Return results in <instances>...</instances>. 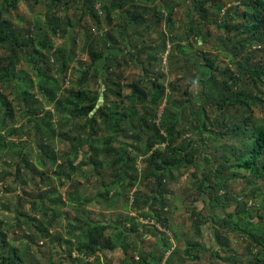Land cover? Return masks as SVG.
<instances>
[{
  "label": "trees",
  "instance_id": "1",
  "mask_svg": "<svg viewBox=\"0 0 264 264\" xmlns=\"http://www.w3.org/2000/svg\"><path fill=\"white\" fill-rule=\"evenodd\" d=\"M18 1L0 0V47L4 50L0 54V129L5 128L6 120L13 121L16 114L25 119L18 127L11 126L10 130L32 136L41 163L45 165V160L54 163L56 176L69 178L76 171L82 172L84 165L90 169L84 172L85 177L98 174L105 162L111 173L108 178L112 179L96 193L103 199L115 194L117 199L121 196L120 192L115 193L116 185L124 189L135 187L138 181L149 184V195L145 198H141L137 188L131 193V207L136 215L130 216L131 223L128 227L123 224L117 234L120 243L111 244L106 237L105 231L111 227L110 223L75 215L73 220L78 224L74 227L81 232L73 235V241H66L69 264H112L111 253L117 249L122 252L123 264H171L170 253L165 256L172 246L170 238L155 224L167 226V219L159 212H164L166 206L161 197L168 192L170 181L174 179L172 172L189 167L193 168L192 176L197 180L194 191L197 197L190 200L188 209L194 235L201 239L210 222L208 229L220 249L214 248L210 255L228 260L230 264H241V261L235 262L232 248L228 247L227 234L237 232L241 221L246 225L255 223L243 219L245 216L256 215L263 219L264 210L252 213L240 198L241 194L229 190L227 181L243 178L246 174L252 178L246 181L247 185L254 186L258 182L264 187V117L254 111V108L264 109V0H230L234 2L232 5H226L229 0H190L186 13L188 23L180 34L183 42L171 40L169 25L174 12L173 2H167L163 10L157 8L161 3L157 5L155 0H44L43 36L48 27L53 36L69 35L67 26L74 28L67 18L55 15L54 8L62 5L79 9L81 18L88 17L95 25L96 30L91 32L81 22L76 24L82 36L79 50L84 53V59H75V38L71 46H53L47 37L36 40L31 36V28H38L37 24L23 30L7 18L4 14L7 7L15 9ZM239 7H243L240 12ZM101 14L109 25L117 23L125 45H120L110 31L100 33ZM234 17L240 20L231 21ZM161 20L165 26L157 29V22ZM209 23L221 30L215 37V47L223 48L221 54L228 64L219 65L218 54L212 55L209 50L199 48L198 41L204 44L208 40L205 27ZM149 29L157 30L159 42L146 48L139 30L147 32ZM134 35L140 39L137 52L146 54L144 59L137 58L142 73L123 83L122 65L126 56L136 61L132 49L137 48L126 45ZM166 44L169 45L165 59L168 69L180 76H188L187 84L180 85L177 79L165 83L159 52L166 50ZM257 54L263 57L255 60ZM74 60L76 67L70 66ZM177 60H181L179 66ZM23 64L29 67V71L22 67ZM196 79H199L200 90L195 97L188 84ZM100 92L103 102L95 108ZM213 106L218 111L214 117L208 111ZM100 134L106 137L98 146L92 137ZM6 135L0 133V184L3 183L0 192L11 190L5 181L11 176L18 181L24 175L20 181L24 185L32 183L35 175L41 178V182L48 180L23 149L15 152L20 162H14V166L6 159L16 144ZM118 136L132 142L125 143ZM56 140L68 142L69 149L59 152L54 145ZM212 141L223 148L221 155L209 149L207 144ZM227 141L230 148H224ZM84 142L89 144L87 151H82ZM136 142L143 143L142 150L134 146ZM129 148L138 151L131 154ZM99 154L103 159H98ZM140 154H146V158L138 176L135 159ZM73 184L75 187L68 193V199L79 204L91 200L89 197L81 200L79 182ZM54 192L47 188L35 196L40 200V214L45 221L57 214L42 205V201ZM255 194L258 193L254 190L250 192V196ZM202 195L210 208L209 216L194 204ZM25 196L26 193L17 197ZM53 198L51 203L64 205L59 194ZM27 201L35 205L34 199L28 198ZM155 203H159L160 211L144 207V204L152 206ZM228 204L234 206L231 212L217 213V209L223 210ZM74 208L78 211V206ZM22 215L31 227L29 224L33 219ZM137 216L154 221L144 227L150 226L146 229L152 235H162L156 243L159 245L157 250L156 247L146 250L152 248L154 242H140L139 246L123 243L128 236L134 237L133 240L139 237L134 222ZM33 227L48 235L43 221ZM241 233L249 240L248 251L252 248L256 251L247 264H264V234L246 230ZM194 247L210 251L202 240L188 242L185 252L189 257H192L190 251ZM221 251L227 256L222 257ZM24 254L25 251L18 252L9 245L0 221V264H32L26 261Z\"/></svg>",
  "mask_w": 264,
  "mask_h": 264
},
{
  "label": "rangeland",
  "instance_id": "2",
  "mask_svg": "<svg viewBox=\"0 0 264 264\" xmlns=\"http://www.w3.org/2000/svg\"><path fill=\"white\" fill-rule=\"evenodd\" d=\"M167 2H173L174 9L173 14L171 17V22L169 27L172 31L171 40L173 41H184L180 39L186 24L188 23V16H187V9L190 5V0H155V3H161L157 8L165 10L164 6L167 5ZM234 2L228 1L226 5H232ZM158 5V4H157ZM243 10V7H239V12ZM44 12H45V1L44 0H19L16 2V8L12 9L7 7V11H5V16L14 24L20 25L21 28L28 29L31 25L37 24L38 28L32 27L31 36H34L36 40H39L41 37H47L49 42L53 44V46H57L60 44H67L71 46V42L75 38V48H73V53L75 59H84L85 55L83 52L79 50L81 45L82 36L80 35V30L76 25L78 22L88 30L92 32V30H96L95 25L92 24L88 17L81 18L80 10L76 9L72 6L65 7H56L54 8L55 15L60 16L63 19H68L74 25V28L67 26V31L69 35L66 33L64 36L55 34L54 36L49 33L50 29L47 28V32L45 36L43 33L41 34L42 29L44 28ZM101 23H100V33L110 31L113 37H116L117 41L120 45H125V41H123L120 37L119 29L117 28V23H112L109 25L105 20L103 14H101ZM240 20L238 17H234L231 21ZM119 24V23H118ZM165 26L164 21L157 22V29L163 28ZM205 29L208 31L209 36L208 40L202 44L201 41L199 42L200 49L202 50H209L210 54H218L217 55V62L219 65L228 64V60L221 54V50L223 48L215 47L216 44V35L220 33L221 30L216 28L212 23L206 25ZM98 30V29H97ZM139 34L143 36L145 47L148 48L149 45H157L159 42L158 39V32L157 30L149 29L147 32L144 30H139ZM181 34V35H180ZM233 32H230L232 35ZM191 41L194 38L190 39ZM140 39L134 35L129 41H126V45L128 44L129 47L133 48L132 52L135 54L136 61L131 60L129 57L126 56L125 63L122 65L123 71V78L122 82L125 83L126 81L136 78L139 76L142 71L140 69L139 59L145 58V53H139L137 50L138 43ZM169 45L166 44V50L159 52L161 55L159 58L161 59V70L164 73V81L168 83L170 81H176L180 85L187 84L188 76L183 77L180 76L179 73L173 72L168 69L166 65V54L168 52ZM172 49V48H171ZM256 49H260V47H256ZM4 53L3 48L0 47V54ZM200 54V53H198ZM245 55V54H243ZM262 54H257L255 60H259ZM199 56V55H198ZM200 57V56H199ZM263 57V55H262ZM181 60H177V66H179ZM76 67L75 60L70 63V66ZM24 69L29 71V67L26 64L22 66ZM193 72V70H191ZM180 76V77H179ZM59 83H60V79ZM199 79L195 80L193 83L188 84L189 89L192 95L198 96V91L200 90ZM65 85V83H64ZM125 92H128V89L125 88ZM179 96L178 93L175 94ZM165 99L163 100V102ZM163 102L161 107L163 106ZM47 107H50L48 105ZM160 111V109H159ZM159 111L158 116H159ZM210 115L214 117L218 113L216 110V106H213V109H208ZM255 113L258 116L264 117V109L261 108H254ZM158 118H155L157 121ZM21 116L16 114L14 116L13 121L6 120L5 128L0 129V133H6V138L13 140L16 144L12 148L10 156H7L6 159L14 166V162L19 161V159L15 156V152L20 148L23 149V153L28 156L31 162L36 165L39 169L44 171V174L48 176V180L43 179L42 182L40 181V177L35 175L34 181L32 183L26 182V184H22L20 181L22 178H25L24 175L18 178V181H14L12 176L8 177L5 181L6 184H9L8 188L11 190H6L3 193L0 192V221H1V228L4 229L7 233L8 243L11 247H14L18 252L25 251V259L27 262L32 264H69L70 259L68 258V243L67 240L73 241L76 234L80 233L81 230L75 228L78 223L73 220L75 215H82L87 217L89 220H94L100 223H110L111 227L106 229L105 234L106 237L109 238L110 243L113 244L115 242H119V236L117 235L120 230L122 229L123 224L128 227L131 223L129 220L130 216H135L136 211L131 207V193L134 189H139L141 193V198H145L149 195V184L139 183L137 182L135 187L132 188H122L120 185H116L114 189L116 190L115 193L120 192L121 196L117 199L116 194L108 199H103L102 197L96 196V193L102 191L106 184L111 181L108 178L110 171L105 167L106 163L104 162L101 166L102 168L99 170V173H91L90 175H84L88 166L84 165V170L82 172L76 171L69 178L65 176H56L53 173L54 170V163H50L45 160V165L41 163L40 152H38L32 136H27L23 134L22 131L13 132L10 130V127H18L21 122H24ZM6 129L8 131H6ZM105 136L98 135L97 137L93 138V143L100 146L103 144L102 141ZM119 140H124L125 143L132 142L129 138H123L118 136ZM55 147L59 152H63V150L69 149L68 142L64 141H55ZM82 151H87L89 144L87 145L86 142L83 144ZM209 149L216 154L221 155L223 148L214 141L208 142L207 144ZM219 145V147H218ZM134 146L138 147V149L143 148V143L136 142ZM230 148L229 142L227 141V145L224 148ZM138 150L135 149H128V152L134 154ZM228 153L230 151L227 149ZM80 158V155L77 159ZM146 158L145 155H138L136 156L135 162L137 167V174L140 175L141 170L145 166L144 159ZM98 159H103V155L99 154ZM20 162V161H19ZM90 168V167H89ZM13 172V170H11ZM66 171V170H65ZM130 172V171H129ZM193 168L189 167L187 169L181 168L178 170H174L172 172L173 180L170 181L168 192L163 194L161 198H163L166 202V206L164 207V212H161L159 209V203H155L154 205H145V209L150 207L157 209L161 217H165L166 221V228L163 226H159L157 223L155 224L158 230H164V233L170 239H175L177 246L181 247L184 245H188V241H191V237L189 236L192 232L191 229V221L189 218L188 209L191 207L190 200L197 195H195V184L197 180L194 176H192ZM66 174V173H65ZM111 174V173H110ZM242 174V172H241ZM139 179V178H138ZM252 179L249 175L244 174L243 178H239L237 180H228L227 187L230 191L234 193H240L241 199L245 202L246 206L251 210L252 213L258 212L261 213L264 210V187L262 183H256L257 185L250 186L247 185V180ZM79 182V193L81 194V200L83 197H89L91 200L87 201L86 203L79 204L76 201H72L69 198V194L74 189V182ZM127 181V180H126ZM124 181L123 186L126 184ZM3 184V183H1ZM0 184V189L2 185ZM105 184V185H104ZM104 185V186H103ZM260 186V187H259ZM262 187V188H261ZM47 188H52L55 192L50 195L47 199L42 201V205L51 209V211H57V214L54 213V217L52 219H47L46 221L41 217V209H39L40 200L35 199L40 192L45 191ZM254 190L258 194L254 196H250V192ZM23 191L26 193L25 197L18 198L20 194L25 195ZM113 191V190H112ZM61 196V199L64 202V205L54 204L50 201L54 199L53 197ZM202 195L194 202L197 204L198 209H201L205 216H209V207L207 202L205 201L206 197ZM239 196V195H238ZM28 198H32L35 201V205H31L27 201ZM204 199V200H203ZM75 206H78V211L75 210ZM166 209V210H165ZM234 209L233 204H228L227 207L223 210L217 209V213H224V212H231ZM27 216L28 218L33 219L28 227L27 222L25 221L23 215ZM235 217L238 216L233 214ZM241 218V217H240ZM239 218V219H240ZM243 219L245 220H252L255 221L252 225H246L244 221H241L238 224V231L231 232L227 234L228 240V247L232 248V254L236 259V263L241 261V264H247L249 260L253 259L252 254H255V249L252 248L248 251L247 243L249 240L244 236H242L241 230L246 231H253L258 234H264V217L263 219L259 216L253 215L251 218L245 216ZM126 220V222H125ZM43 221V225L48 229V235H45L43 232L38 231L33 225H37L39 222ZM118 221L120 223H118ZM135 225L138 227V235L139 237L133 240L134 237L128 236L123 240V243L136 244V246L140 245V242L143 243H157L162 238L161 234L152 235L148 229L151 228L150 226L144 227V225L152 224L154 221L152 219H144L137 216L135 219ZM210 223V222H209ZM209 223L205 226L204 230L208 229ZM116 226V227H114ZM114 227V228H113ZM209 230V229H208ZM175 233L176 236H171V234ZM129 234V233H128ZM168 238V239H169ZM204 243L208 244V241L204 240ZM160 244V243H159ZM146 248V247H145ZM144 248V249H145ZM130 254V249L128 250V255ZM110 255V254H108ZM122 252L121 250L117 249L114 254L111 253V260L112 264H123V260L121 258ZM200 257L206 258V253L200 254ZM224 256H227V253L224 252ZM217 259L216 257H213ZM91 259V258H90ZM210 259V258H209ZM208 261V257L205 259ZM119 262V263H118ZM204 262V261H202ZM216 264H224L220 261ZM225 264H230L228 260L225 261Z\"/></svg>",
  "mask_w": 264,
  "mask_h": 264
},
{
  "label": "crops",
  "instance_id": "3",
  "mask_svg": "<svg viewBox=\"0 0 264 264\" xmlns=\"http://www.w3.org/2000/svg\"><path fill=\"white\" fill-rule=\"evenodd\" d=\"M174 234V235H173ZM171 234V236H176L175 233ZM191 237V241H188V242H195L196 240H202V242L205 241H208V244L205 243L206 247H208L210 249V251H204V250H200L199 248H195L192 249L190 251V255H192V257H189V255L185 252V249L187 247V245H184V246H177L179 243L176 242V240L174 239H170V242H171V247H170V250H168L166 253H165V256H167L169 253V256H170V263L171 264H175V263H178L180 261H183L182 264H216L218 263V261L222 262L225 264V259H215L213 258L211 255H210V252L214 250V248H218L215 241H214V234L212 233L211 230H203V236L201 239L197 238L196 235H194L193 231L191 232V234L189 235ZM157 250V248L159 247V245H157L156 243L152 246V248H147L146 250L150 251L152 249ZM220 250V249H219ZM172 251V252H171ZM206 253V258L208 257V261H205L206 258L204 257H200L199 255L200 254H204ZM220 255L222 257H225L224 256V253L221 251L220 252ZM164 256V257H165ZM210 258V259H209ZM204 261V262H202Z\"/></svg>",
  "mask_w": 264,
  "mask_h": 264
},
{
  "label": "water",
  "instance_id": "4",
  "mask_svg": "<svg viewBox=\"0 0 264 264\" xmlns=\"http://www.w3.org/2000/svg\"><path fill=\"white\" fill-rule=\"evenodd\" d=\"M198 42H200V41H198ZM102 102H103V97H102V92H100V94H99V96L97 98V102L95 104V108H97L98 106H100L102 104ZM95 108L93 110H95ZM92 111H91V113H92Z\"/></svg>",
  "mask_w": 264,
  "mask_h": 264
}]
</instances>
